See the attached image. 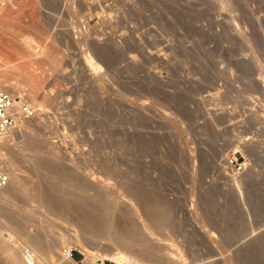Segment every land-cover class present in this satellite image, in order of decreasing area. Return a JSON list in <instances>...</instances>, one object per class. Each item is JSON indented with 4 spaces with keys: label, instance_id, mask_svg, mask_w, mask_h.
<instances>
[{
    "label": "rangeland",
    "instance_id": "obj_1",
    "mask_svg": "<svg viewBox=\"0 0 264 264\" xmlns=\"http://www.w3.org/2000/svg\"><path fill=\"white\" fill-rule=\"evenodd\" d=\"M0 12L9 62L25 68L14 48L27 37L64 54L55 72L31 67L44 83L35 97L19 76L5 83L41 111L18 124L19 139L8 135L1 158L29 190L0 193L3 236L19 257L33 239L52 251L43 264H64L61 250L77 254L76 243L96 264H264V0H0ZM236 159L245 170L235 176ZM82 180L90 203L116 202V226L140 231L128 249L35 198L39 188L77 198Z\"/></svg>",
    "mask_w": 264,
    "mask_h": 264
},
{
    "label": "bare ground",
    "instance_id": "obj_2",
    "mask_svg": "<svg viewBox=\"0 0 264 264\" xmlns=\"http://www.w3.org/2000/svg\"><path fill=\"white\" fill-rule=\"evenodd\" d=\"M90 1H92V0H90ZM253 1V0H252ZM262 1V0H261ZM22 2V1H21ZM231 2V1H230ZM233 2H235V1H233ZM255 2V1H254ZM220 3V2H219ZM236 6V5H235ZM232 7V6H231ZM0 15H1V12H0ZM8 23L9 21H7L6 20V18H5V16L4 17H1L0 16V28L2 27V26H5V25H3L4 23ZM6 23V26L8 25L9 27H7L9 30H10V22L7 24ZM12 24V23H11ZM6 28V27H5ZM4 28V29H5ZM4 29H3V31H4ZM12 29V28H11ZM1 33H0V39L2 38L3 39V35L5 34V36H6V38L8 39L9 37L7 36V35H9V34H7L6 35V33H4V34H2V29H1V31H0ZM9 33H11V30L10 31H8ZM74 33V32H73ZM79 33V32H78ZM83 33V32H82ZM2 35V36H1ZM13 35V34H12ZM11 40V39H10ZM14 40V39H13ZM17 40V39H16ZM1 41V40H0ZM79 41V40H78ZM36 41H34L32 38H30V37H27V38H25L24 39V41L21 43V44H18L17 42V45H16V49L14 48V50H15V53L16 54H18L17 56H18V58H20V59H22L23 61V65L25 66V68L24 69H22L21 67H20V65H15V63L13 64V62H9L8 61V59L5 57V56H3V54H0V88H3V89H5V90H8V91H12V90H10V87L7 85V84H5L6 83V80H7V78L9 77H11L12 78V76H14V75H16V76H19L18 78H20L21 79V82H23L24 84H22V85H24L25 87H28L29 89H30V97L32 98V97H35V95H36V93L38 94L39 93V91L41 90V88H42V84H44L43 83V78H42V76H40V74H37V73H35L34 71H32L31 70V67L32 66H35L36 64H43L44 66L46 65V64H48V66H50L49 68H51V70H53L54 72H55V70L57 71V68H58V66L60 65V62H61V54L63 53H61L60 55L59 54H57V52H56V50L54 51V50H52V48L51 47H49L48 46V44H46V41L45 40H43V42H42V44H40V45H42L41 46V49L40 48H38V49H36V50H38V51H36L35 50V48L36 47H34V44H36L35 43ZM79 43V42H78ZM83 44V43H82ZM81 44V42H80V46H83ZM14 45V44H13ZM38 45V44H37ZM36 45V46H37ZM51 45V44H50ZM51 46H53V45H51ZM40 47V46H39ZM11 48V47H10ZM60 48H62V47H60ZM83 48V47H82ZM40 49V50H39ZM86 49V48H85ZM63 50V49H62ZM87 50H88V48H87ZM86 52V51H85ZM92 52V51H91ZM89 53V52H88ZM67 54V53H66ZM85 54V53H84ZM63 56H64V54H62ZM7 59H5V58ZM72 59V58H71ZM71 63V62H70ZM22 64V63H21ZM62 65V64H61ZM42 66V65H41ZM43 66V67H44ZM37 67H39V66H37ZM38 69V68H37ZM41 69V68H40ZM50 70V69H49ZM60 70H61V68H60ZM263 71V70H262ZM19 72H22L21 74L19 73ZM50 72V71H49ZM3 74V77L4 78H2L1 76H2V74ZM48 73V72H47ZM46 73V74H47ZM263 73V72H262ZM42 75V74H41ZM263 76V75H262ZM15 77V76H14ZM16 78V77H15ZM13 79V78H12ZM17 79V78H16ZM19 81V80H18ZM264 81V80H263ZM17 83V82H16ZM15 84V83H14ZM26 84V85H25ZM12 85V84H11ZM21 85V84H20ZM15 86H17V84H15ZM27 88V89H28ZM14 89V88H13ZM41 92V91H40ZM15 94V93H14ZM44 97H46V96H44ZM35 99H37V98H35ZM28 100H32V99H28ZM44 101V100H43ZM42 101V102H43ZM34 103H35V101H33ZM46 102V101H45ZM49 102V101H48ZM30 103V102H29ZM31 103H32V101H31ZM34 103H32L33 105H34ZM44 103V102H43ZM29 105H31V104H29ZM32 105V106H33ZM34 108V107H33ZM27 126V125H26ZM28 127V126H27ZM19 128V127H18ZM18 128L16 129V130H14V131H11V132H9V133H7L6 135H5V137L2 139V142L3 143H1V145L2 144H4V147H1V149H0V157L1 158H3L4 156H6V154H8L7 152V150H9L8 149V144H7V142H9V140H8V138H9V134H14L13 136H11V137H14V136H17V138H18V134H16L17 133V131H19L18 130ZM27 130V129H26ZM32 130V129H31ZM35 133V132H34ZM27 134V133H26ZM9 135V136H8ZM22 136V135H21ZM21 138V137H20ZM33 138V137H32ZM12 139H14L15 140V137L14 138H12ZM19 139V138H18ZM11 140V139H10ZM32 141V140H31ZM36 142V141H35ZM34 143V142H33ZM29 144V143H28ZM39 144H41V143H39ZM33 145V144H32ZM37 145V144H36ZM36 145H35V147H36ZM3 146V145H2ZM24 146V145H23ZM46 146H47V144H46ZM17 147V146H16ZM15 147V148H16ZM32 147V146H31ZM38 147V146H37ZM43 147V146H42ZM46 148H48V147H46ZM13 149V148H12ZM40 149H42V148H40ZM50 149V148H49ZM4 150H6V152H3ZM18 150V149H17ZM30 151V150H29ZM45 152V151H44ZM15 153V152H14ZM35 153V152H34ZM56 153V152H55ZM18 154V153H17ZM47 155V154H46ZM52 156V155H51ZM21 157V156H20ZM8 158H10V157H8ZM12 158V157H11ZM15 158V157H14ZM6 159V158H5ZM7 160V159H6ZM4 161V160H3ZM9 161V160H8ZM40 161V160H39ZM51 162V161H50ZM10 163V162H9ZM35 163V162H34ZM40 164H41V162H39ZM12 164V163H11ZM14 164V163H13ZM34 165V164H33ZM55 166V165H54ZM14 167V166H13ZM42 167V166H41ZM51 167V166H50ZM53 167V166H52ZM9 168V167H8ZM7 168V169H8ZM38 169V168H37ZM50 169V168H49ZM57 169V168H56ZM55 169V170H56ZM59 169V168H58ZM11 172L9 173V175H10V183H9V185L7 186V187H5V188H3V189H1L0 190V193H2L3 194V197H8V195L7 194H19V195H26L27 196V194H29V190L26 188V186H25V184H24V182L18 177L19 175H17L16 174V172L13 170V169H11L10 170ZM19 173V172H18ZM39 173V172H38ZM50 173V172H49ZM54 173V172H53ZM43 174H45V173H43ZM64 174V173H63ZM77 175V174H76ZM234 175H235V173H234ZM53 176V175H52ZM236 176V175H235ZM25 177V176H24ZM234 177V176H233ZM53 178V177H52ZM59 179V178H58ZM77 179V178H76ZM26 180V179H25ZM34 180V179H33ZM51 180V179H50ZM52 180H54V179H52ZM61 180V179H60ZM30 181V180H29ZM41 181V180H40ZM57 181V180H56ZM73 181V180H72ZM76 182V181H75ZM79 182H81V183H79V185L78 186H76L77 187V190L75 189V194L78 196L77 198H72V199H70V198H65L66 200H64V198H63V200H61V201H59V200H55L56 198H54V197H51L52 195H51V193L49 194L50 196H48V193L51 191H49L48 193H46V191H44L43 189H40L39 188V190L37 189L36 190V192H37V196L36 195H34V196H36L35 198H37V202L39 201L40 202V204H43V203H45V204H47V208L49 209H51V210H53V211H58L59 212V215L58 216H60V214L61 215H63L64 217L66 216H68L67 218H68V220L70 219H73L74 217L77 219V220H74L75 221V226H79L80 227V229L82 230L81 232H83L85 235H87V236H91L92 237V235H94V236H96L97 237V235H100V236H102V235H104L105 234V237L107 236L108 238L107 239H109V241L110 242H112V244L113 245H117V246H119V247H123V248H129V246L132 244V243H130V245L128 244V242H127V237H132L133 239H135L134 240V242L136 241V239L138 238V237H140L139 236V233H140V231H137V228H135V224H133V221H129L128 223L126 222V226H125V228H123V229H121V228H119V227H121L120 225H119V227L118 226H116L115 224H117V222L115 223L114 222V215H115V211H116V205H115V203L113 202V201H108V200H106V198H105V202L101 199V196L98 198V196H97V198L95 197V199H93L94 200V202L96 201L97 203H98V205L96 204V205H94L93 203H90L89 201H88V199H87V197H84V195L86 194V189L88 188L86 185V183L82 180V181H79ZM41 183V182H40ZM53 183V182H52ZM56 183V182H55ZM54 183V184H55ZM29 184V183H28ZM43 184V183H42ZM46 184V183H45ZM53 184V187L54 186H56V185H54ZM58 184V183H57ZM95 185V184H94ZM97 185V184H96ZM44 186V185H43ZM72 186V185H71ZM89 186V185H88ZM41 187V186H40ZM52 187V188H53ZM73 187V186H72ZM33 188V187H32ZM44 188V187H43ZM50 188H51V186H50ZM50 188H48V190L50 189ZM55 188V187H54ZM67 189V188H66ZM129 189V188H128ZM95 190V189H94ZM132 190V189H131ZM87 191H90V190H87ZM146 191V190H145ZM6 192V193H5ZM64 192V191H63ZM97 192V191H96ZM150 192V191H149ZM85 193V194H84ZM133 193V192H132ZM1 194V195H2ZM36 194V193H35ZM55 194H56V192H55ZM66 194V193H65ZM71 194V193H70ZM94 194V193H93ZM151 194V193H150ZM0 195V196H1ZM67 195V194H66ZM72 195V194H71ZM74 195V194H73ZM92 195V194H91ZM103 195V194H102ZM145 195H147V194H145ZM149 195V194H148ZM10 196V195H9ZM18 196V195H17ZM20 196V197H21ZM31 196V195H30ZM33 196V195H32ZM54 196V195H53ZM60 196V195H59ZM13 197V196H12ZM56 197V196H55ZM103 197V196H102ZM134 197V196H133ZM153 197V196H152ZM26 198V197H25ZM30 198V197H29ZM57 198H59V197H57ZM90 198H93V197H90ZM113 198V197H112ZM140 198V197H139ZM149 198V197H148ZM157 198V197H156ZM7 199V198H6ZM32 200H33V198H31ZM135 199V198H134ZM145 199V198H144ZM72 200V201H71ZM112 200V199H111ZM148 200V199H147ZM153 200V199H152ZM34 201L36 202V200L34 199ZM122 201V200H121ZM139 201V200H138ZM137 200H136V202H138ZM155 201V200H154ZM27 202V201H26ZM33 202V201H32ZM38 202V203H39ZM42 202V203H41ZM71 203V204H70ZM133 203V202H132ZM153 203V202H152ZM155 203V202H154ZM146 204V203H145ZM157 204V203H156ZM160 204V203H159ZM118 205V204H117ZM137 205H139V204H137ZM152 205V204H151ZM46 206V205H45ZM162 206V205H161ZM126 207H129V206H126ZM143 207V206H142ZM146 207V206H145ZM155 207V206H154ZM153 207V208H154ZM43 208V207H42ZM120 208V207H119ZM123 208V207H122ZM144 208V207H143ZM150 208V207H149ZM167 208V207H166ZM124 210H126V209H124ZM131 210V209H130ZM150 210V209H149ZM152 210V209H151ZM150 210V212L148 211V213L150 214V217H151V219L152 220H155L156 218H159V223L161 224V222H165L166 220V212L165 213H163L162 212V210H161V212L163 213H161V215L159 216V217H157L156 216V212H157V210H155L156 212H152ZM159 210V209H158ZM164 210V209H163ZM160 211V210H159ZM51 212V211H50ZM57 212V213H58ZM125 212V211H124ZM128 212V211H127ZM126 212V213H127ZM139 212V211H138ZM146 212V211H145ZM54 213V212H53ZM132 213V212H131ZM169 213V212H168ZM56 214V213H55ZM123 214V213H122ZM130 214V213H129ZM158 214V213H157ZM6 215V214H5ZM169 215V214H168ZM123 215H121V217H122ZM123 217H125L126 218V216H123ZM27 218V217H26ZM67 218H66V220H67ZM74 218V219H75ZM144 218V217H143ZM147 218H149V217H147ZM122 219H124V218H122ZM121 219V220H122ZM66 220H65V222H66ZM118 220V219H117ZM116 220V221H117ZM126 220V219H125ZM142 220V219H141ZM2 220L0 219V223H1V225H0V249H2V252L4 253V256L5 257H7L8 259H10V261H11V263H13V264H22L21 262H23L22 261V259H23V257L25 258V254H24V256H21V257H19L18 256V254L15 252V245H13L14 243L13 242H11V240H10V236H5L6 235V233H10V231H8V227H7V229H5V226L2 224V222H1ZM73 221V220H72ZM127 221V220H126ZM170 221V220H169ZM19 222L20 221H18V224H19ZM68 222H70V223H68L69 224V226H70V228L71 227H73L72 226V224H71V221H68ZM123 222V221H122ZM125 222V221H124ZM154 222V221H153ZM163 222V223H164ZM21 223V222H20ZM67 223V222H66ZM137 223H138V221H137ZM151 222H149V224H150ZM154 223H156V222H154ZM158 223V224H159ZM8 224V223H7ZM7 224H6V226H7ZM15 224V223H14ZM71 224V225H70ZM125 224V223H124ZM157 224V223H156ZM4 227H3V226ZM73 225H74V223H73ZM118 225V224H117ZM138 225V224H137ZM155 225V224H154ZM153 225V226H154ZM168 225V224H167ZM152 226V227H153ZM166 226V225H165ZM4 228V229H3ZM25 228V227H24ZM66 228V227H65ZM77 227H75V228H73V229H76ZM139 228V227H138ZM147 228V227H146ZM141 229V228H140ZM153 229V228H152ZM5 232H4V231ZM19 231V230H18ZM70 231V230H69ZM78 231L80 232V230L78 229ZM3 232H4V236H3ZM13 232V231H12ZM21 232V231H20ZM27 232V231H26ZM80 232V233H81ZM152 232V231H151ZM157 232V231H156ZM17 233V232H16ZM75 233H76V231H75ZM74 233V234H75ZM78 233V232H77ZM12 234V233H11ZM21 234V233H20ZM20 234H15L16 236H17V238L18 237H21V239L24 237V236H19ZM23 234V233H22ZM25 234V233H24ZM23 234V235H24ZM15 235H14V237H15ZM78 235V234H77ZM73 236V235H72ZM81 236V235H80ZM25 237H26V235H25ZM82 237H85V236H82ZM27 238V237H26ZM29 238V237H28ZM31 238V237H30ZM33 238V237H32ZM90 238V237H89ZM94 238V237H93ZM142 238H143V236H142ZM153 238V237H152ZM35 239V238H34ZM71 239V238H70ZM81 239V238H80ZM97 239V238H96ZM100 239H102V238H100ZM139 239V238H138ZM147 239V238H146ZM13 240V239H12ZM17 240V239H16ZM32 240V241H31ZM15 241V240H14ZM29 241V250H27L28 252H29V254H30V256H32L33 257V259L35 260V264H43L44 262H48V259L50 258V256H51V252L52 251H49L48 249H46V247H48L49 245H45L46 247L44 248V246H42V245H40V244H38L37 242H36V240H33V239H29L28 240ZM27 241V242H28ZM83 241V240H82ZM86 241V240H85ZM93 241V240H92ZM77 242H81V241H77ZM153 242V241H152ZM16 243V242H15ZM41 243V242H40ZM51 243V242H50ZM73 243V242H72ZM136 243H138V242H136ZM142 243H143V241H142ZM141 243V244H142ZM154 243V242H153ZM158 243V242H157ZM76 244H78V243H76ZM75 244V247L79 250V252L80 253H82L83 255H85V257H86V261H87V264H96L95 263V253H94V251L90 248V247H88L86 244H82V243H80L79 245H76ZM98 244H99V242H98ZM139 244V243H138ZM146 244V243H145ZM44 245V244H43ZM153 245V244H152ZM161 245V244H160ZM54 246V245H53ZM112 246V245H111ZM150 246V247H149ZM147 248H146V255L150 258V256H151V254L154 252V248L151 246V245H149ZM134 247V246H133ZM136 247V246H135ZM146 247V246H145ZM21 248V247H20ZM49 248V247H48ZM70 248V247H69ZM107 248V247H106ZM162 248H164V247H162ZM17 249V248H16ZM19 249V248H18ZM25 249V248H24ZM23 249V250H24ZM74 249V248H73ZM108 249V248H107ZM122 249V248H121ZM131 249V248H130ZM143 249V248H142ZM64 250V249H63ZM63 250H61V255H59L60 256V259L61 260H63V262H64V264H76V262H74V261H72V260H70L69 258H68V256L66 255V254H64V251ZM106 250V249H105ZM166 250V249H165ZM144 251V250H143ZM160 251V250H159ZM163 251V250H162ZM126 252V251H125ZM105 253V252H104ZM115 253H116V251H115ZM123 253V252H122ZM127 253H129V252H127ZM135 253V252H134ZM137 254V253H136ZM171 254V253H170ZM173 254V253H172ZM20 255H21V253H20ZM139 255V254H138ZM123 255H121V256H119V257H117L116 255L114 256V257H112V259H113V261H116V262H121V260H123L124 258L122 257ZM125 256V255H124ZM128 256V255H127ZM166 256V255H165ZM177 256V255H176ZM49 257V258H48ZM126 257V256H125ZM1 258V257H0ZM141 258H144V257H141ZM146 258V257H145ZM152 258V257H151ZM105 259V258H104ZM140 260V259H139ZM145 260V259H144ZM151 260V259H150ZM154 260V259H153ZM163 260V259H162ZM179 260V259H178ZM124 261V260H123ZM126 261H127V259H126ZM129 262V261H128ZM149 262V261H148ZM167 262V261H166ZM24 263V262H23ZM125 263V262H124ZM152 263V262H151ZM174 263V262H173Z\"/></svg>",
    "mask_w": 264,
    "mask_h": 264
},
{
    "label": "built area",
    "instance_id": "obj_3",
    "mask_svg": "<svg viewBox=\"0 0 264 264\" xmlns=\"http://www.w3.org/2000/svg\"><path fill=\"white\" fill-rule=\"evenodd\" d=\"M40 112V110H37L29 105L27 96L25 94L16 96L12 92L0 88V149L2 139L7 133L16 130L20 122H27L35 119ZM228 164L236 174L243 173L245 170V165L239 163L237 159L230 161ZM9 183V172L0 157V190L7 187ZM63 251L64 254H66L70 260L76 262V264L82 263V260L85 257L80 252L75 254L76 252L70 248H65ZM24 254L26 264H35V260L32 256H30L27 250L24 251ZM76 256H79V258Z\"/></svg>",
    "mask_w": 264,
    "mask_h": 264
},
{
    "label": "crops",
    "instance_id": "obj_4",
    "mask_svg": "<svg viewBox=\"0 0 264 264\" xmlns=\"http://www.w3.org/2000/svg\"><path fill=\"white\" fill-rule=\"evenodd\" d=\"M77 258H79V256H76Z\"/></svg>",
    "mask_w": 264,
    "mask_h": 264
}]
</instances>
